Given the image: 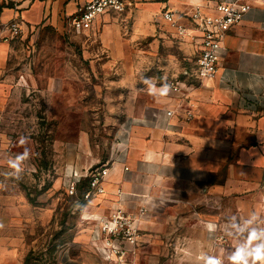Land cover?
Listing matches in <instances>:
<instances>
[{
    "label": "rangeland",
    "instance_id": "rangeland-1",
    "mask_svg": "<svg viewBox=\"0 0 264 264\" xmlns=\"http://www.w3.org/2000/svg\"><path fill=\"white\" fill-rule=\"evenodd\" d=\"M121 27L122 42L107 47L66 22L11 40L0 89V189L8 195L0 197L8 215L2 264H232L251 232L258 238L250 247L264 244L254 206L243 200L205 204L203 194L171 183L153 193L144 214L126 201L117 209L124 224L111 233L116 207L86 197L133 98L179 86L186 78L179 69L191 66L172 34L130 40Z\"/></svg>",
    "mask_w": 264,
    "mask_h": 264
},
{
    "label": "crops",
    "instance_id": "crops-1",
    "mask_svg": "<svg viewBox=\"0 0 264 264\" xmlns=\"http://www.w3.org/2000/svg\"><path fill=\"white\" fill-rule=\"evenodd\" d=\"M86 1L0 0V27L17 20L22 35L39 25L60 29L66 17ZM217 1L133 0L131 12L102 17L90 35L95 32L106 47L117 44L122 42L124 24L130 40L162 38L166 32L173 35L160 19L162 11L188 12ZM247 4L243 20L228 31L223 42L224 54L214 79L185 78L179 80V92L153 87L133 98L103 170L104 193L99 198L105 206L117 210L134 200L144 214L153 193L175 183L179 190L203 194L205 204L227 199L254 206L251 218L264 232V0H247ZM12 42L0 41V89L8 80L5 73L13 55ZM179 49L191 63L179 69V76L186 77L194 56L186 42L179 40ZM189 105H193L194 117L187 121L184 113ZM168 111L171 116L166 115ZM84 163L88 160L80 162ZM0 197L6 202L8 195L0 189ZM7 227L5 203L0 206V264L7 257ZM257 245L262 244L251 247Z\"/></svg>",
    "mask_w": 264,
    "mask_h": 264
},
{
    "label": "built area",
    "instance_id": "built-area-1",
    "mask_svg": "<svg viewBox=\"0 0 264 264\" xmlns=\"http://www.w3.org/2000/svg\"><path fill=\"white\" fill-rule=\"evenodd\" d=\"M133 8V0H87L73 14L66 17L67 25L72 32L78 35L90 34L102 17L119 16L131 12ZM248 8L247 0H219L213 5L195 6L188 12L177 13L164 10L160 13L161 21L172 30L174 37L191 46L194 61L191 69L184 73L186 78L198 82L215 78L223 58V42L227 33L241 23ZM22 33L21 24L13 20L0 27V41H11ZM167 87L173 92L181 90L180 84L178 86L169 83ZM171 114L170 111L166 113L167 116ZM184 117L187 121L194 117L193 105L188 106ZM103 175V172L90 174L86 197L90 193L97 196L104 193ZM143 211L141 209L140 213L143 214ZM111 218V224L114 227L109 231L113 233L124 224V214L121 210H116Z\"/></svg>",
    "mask_w": 264,
    "mask_h": 264
},
{
    "label": "clouds",
    "instance_id": "clouds-1",
    "mask_svg": "<svg viewBox=\"0 0 264 264\" xmlns=\"http://www.w3.org/2000/svg\"><path fill=\"white\" fill-rule=\"evenodd\" d=\"M166 89L162 94H166ZM257 233L255 231L249 234L248 242L249 247L238 249L231 257L232 264H264V244L257 245L256 247H250L251 242L257 239ZM208 264H219L217 260H209Z\"/></svg>",
    "mask_w": 264,
    "mask_h": 264
},
{
    "label": "bare ground",
    "instance_id": "bare-ground-1",
    "mask_svg": "<svg viewBox=\"0 0 264 264\" xmlns=\"http://www.w3.org/2000/svg\"><path fill=\"white\" fill-rule=\"evenodd\" d=\"M110 225H112V224L110 223Z\"/></svg>",
    "mask_w": 264,
    "mask_h": 264
}]
</instances>
